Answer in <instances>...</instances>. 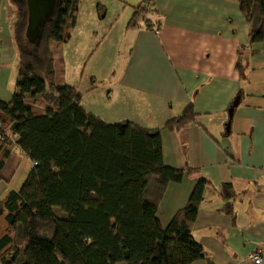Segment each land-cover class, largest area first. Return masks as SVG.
I'll use <instances>...</instances> for the list:
<instances>
[{"label":"trees","instance_id":"obj_1","mask_svg":"<svg viewBox=\"0 0 264 264\" xmlns=\"http://www.w3.org/2000/svg\"><path fill=\"white\" fill-rule=\"evenodd\" d=\"M80 2L57 0L36 43L29 44L24 35L26 0H8L15 9L12 40L18 67L11 101L0 100V169L12 144L33 166L20 188L0 201V261L190 264L205 260L191 235L209 185L205 178L197 179L185 206L166 225L157 217L167 184L197 173L166 166L161 151V131L188 125L195 116L191 105L161 129H145L130 121L108 124L83 109L82 94L73 86L56 85L53 47L70 39ZM238 3L249 25V43L264 42V0ZM146 11L143 5L137 7L127 28L152 29ZM104 13L97 6L99 19ZM28 98L41 99L48 108L36 114Z\"/></svg>","mask_w":264,"mask_h":264},{"label":"crops","instance_id":"obj_2","mask_svg":"<svg viewBox=\"0 0 264 264\" xmlns=\"http://www.w3.org/2000/svg\"><path fill=\"white\" fill-rule=\"evenodd\" d=\"M115 1L130 13L119 24L120 39L114 43L126 60L118 73L109 70L112 82L102 104L84 102L94 85L86 97L82 94L83 109L108 124L130 121L161 129L191 105L195 116L188 125L161 131V151L166 166L197 173L167 184L157 217L166 225L185 206L197 179L205 178L209 185L191 235L207 259L190 264H253L245 260L247 253L264 245V42L249 43V25L238 0H151L144 17L152 29L127 28L145 0ZM97 6L104 9L97 4L96 12ZM10 9L8 0H2L0 100L5 103L16 84L14 75L4 73L16 58ZM64 44L53 47L55 64ZM55 82L63 85L56 70ZM26 102L36 114L48 108L38 98ZM6 133L12 136V126ZM11 149L0 169V201L20 188L33 166L18 147L12 144Z\"/></svg>","mask_w":264,"mask_h":264},{"label":"rangeland","instance_id":"obj_3","mask_svg":"<svg viewBox=\"0 0 264 264\" xmlns=\"http://www.w3.org/2000/svg\"><path fill=\"white\" fill-rule=\"evenodd\" d=\"M97 4L105 9L104 19L98 18ZM79 7V26L74 33L71 32L72 38L57 50L56 79L63 85L78 84V91L85 97L87 89L96 85L95 91H91L89 96L84 98V102L93 103L100 100L99 104H102V99L108 95L109 83L112 82L109 70L118 73L126 60V56H118L121 48L114 43H118L120 39L119 24L128 18L129 8L122 9V5L115 0H81ZM12 11L15 15L14 8ZM12 18L15 17L12 15ZM110 45L112 49L109 50ZM17 67L16 54L14 62L9 63L4 73L11 74L12 77L14 75L16 81ZM114 100L115 95L112 96L108 107L113 106ZM56 213L63 216L58 210Z\"/></svg>","mask_w":264,"mask_h":264},{"label":"water","instance_id":"obj_4","mask_svg":"<svg viewBox=\"0 0 264 264\" xmlns=\"http://www.w3.org/2000/svg\"><path fill=\"white\" fill-rule=\"evenodd\" d=\"M56 2L57 0H26L27 25L24 35L29 44L36 43L42 27L53 14ZM228 126L229 124L226 131L228 130Z\"/></svg>","mask_w":264,"mask_h":264},{"label":"built area","instance_id":"obj_5","mask_svg":"<svg viewBox=\"0 0 264 264\" xmlns=\"http://www.w3.org/2000/svg\"><path fill=\"white\" fill-rule=\"evenodd\" d=\"M143 6L148 9L151 6L149 0L143 2ZM264 257V245L254 247L249 253H247L245 260L253 264H262Z\"/></svg>","mask_w":264,"mask_h":264}]
</instances>
